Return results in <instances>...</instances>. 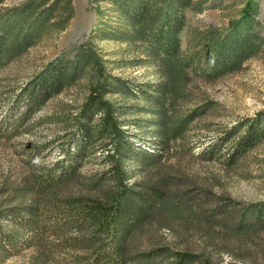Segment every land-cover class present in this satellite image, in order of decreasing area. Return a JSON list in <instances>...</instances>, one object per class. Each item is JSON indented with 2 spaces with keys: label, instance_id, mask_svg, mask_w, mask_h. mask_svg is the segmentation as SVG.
<instances>
[{
  "label": "trees",
  "instance_id": "obj_1",
  "mask_svg": "<svg viewBox=\"0 0 264 264\" xmlns=\"http://www.w3.org/2000/svg\"><path fill=\"white\" fill-rule=\"evenodd\" d=\"M209 1L112 0L130 26L125 40L147 43L165 79L146 91L159 151L143 147L123 129L107 95L131 89L120 85L93 45L56 59L16 96L11 108L24 104L18 115L23 120L85 70L91 76L88 97L62 144L63 157L34 171L17 190V199L0 201V256L25 246L33 248L29 264H214L200 252L170 243L163 231H171L181 244L194 234L228 240L264 231V202L243 205L216 192L199 174L179 167L171 172L165 165L173 145L185 142L189 125L207 111L203 106L182 110L179 104L192 78L212 82L239 70L264 41L258 1L247 0L225 29L205 31L203 48L183 49L182 11L203 12ZM74 12L72 0H28L10 9L0 5V70L43 30H65ZM263 116L264 111L243 119L240 133L239 127L227 131L226 142L235 138L227 152L213 145L200 157L215 160L224 154L236 160L253 144ZM98 153L104 170L82 174L86 158ZM137 172L142 179L131 181Z\"/></svg>",
  "mask_w": 264,
  "mask_h": 264
},
{
  "label": "rangeland",
  "instance_id": "obj_2",
  "mask_svg": "<svg viewBox=\"0 0 264 264\" xmlns=\"http://www.w3.org/2000/svg\"><path fill=\"white\" fill-rule=\"evenodd\" d=\"M28 0H0L6 9L22 6ZM74 16L65 30H43L40 37L25 52L16 56L0 70V201H14L27 178L43 166H52L63 157L62 144L73 129V118L86 101L91 89V76L85 70L76 81L19 120L24 104L12 109L20 92L49 65L61 57L75 54L78 47L93 45L106 61L108 71L120 79V85L131 91L109 93L117 114L132 140L142 142L150 151H159L153 114L148 112L147 92L163 78L159 60L149 53L148 44L125 40L130 30L125 16L113 4L104 0L98 4L89 0H72ZM258 1L259 20H264V0ZM247 0H210V7L197 13L182 11L184 24L179 32L185 50L201 49L207 42L203 34L210 26L225 29L236 19ZM264 36V32H263ZM143 86V87H142ZM145 86V88H144ZM2 101V100H0ZM182 110L195 107L206 109L186 130L185 142L173 145L166 167L186 173H197L214 190L240 201L243 205L264 202V116L260 130L251 146L238 154L236 160H226L222 154L215 160L200 157L212 147L227 152L234 139L226 142V132L246 117L264 111V41L257 52L242 67L221 75L212 82L193 77L186 96L179 101ZM244 127H239L242 132ZM173 152V151H172ZM223 152V153H224ZM99 154L86 158L80 167L82 174L91 175L104 170ZM136 167V166H135ZM139 172L130 180L139 181ZM167 241L189 247L203 254L214 264H264V231L251 237H231L194 234L181 244L168 229L163 231ZM33 248L22 246L9 256H0V264H29Z\"/></svg>",
  "mask_w": 264,
  "mask_h": 264
}]
</instances>
